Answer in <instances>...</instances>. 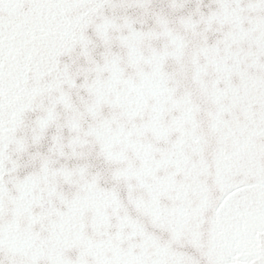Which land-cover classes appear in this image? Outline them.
Returning a JSON list of instances; mask_svg holds the SVG:
<instances>
[{
  "label": "snow or ice",
  "instance_id": "1",
  "mask_svg": "<svg viewBox=\"0 0 264 264\" xmlns=\"http://www.w3.org/2000/svg\"><path fill=\"white\" fill-rule=\"evenodd\" d=\"M0 264H264V0H0Z\"/></svg>",
  "mask_w": 264,
  "mask_h": 264
}]
</instances>
